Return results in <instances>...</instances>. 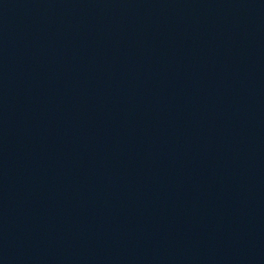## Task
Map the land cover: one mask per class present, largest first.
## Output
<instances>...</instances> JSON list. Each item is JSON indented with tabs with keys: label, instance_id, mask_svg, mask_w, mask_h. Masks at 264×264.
<instances>
[{
	"label": "water",
	"instance_id": "95a60500",
	"mask_svg": "<svg viewBox=\"0 0 264 264\" xmlns=\"http://www.w3.org/2000/svg\"><path fill=\"white\" fill-rule=\"evenodd\" d=\"M0 264H264V0H0Z\"/></svg>",
	"mask_w": 264,
	"mask_h": 264
}]
</instances>
